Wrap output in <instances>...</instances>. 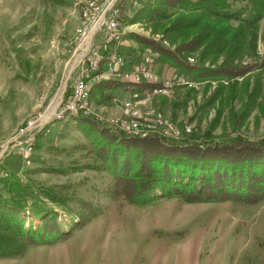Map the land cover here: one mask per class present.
I'll return each instance as SVG.
<instances>
[{
	"label": "rangeland",
	"instance_id": "rangeland-1",
	"mask_svg": "<svg viewBox=\"0 0 264 264\" xmlns=\"http://www.w3.org/2000/svg\"><path fill=\"white\" fill-rule=\"evenodd\" d=\"M84 1L0 0V143L28 121L39 119L72 86L79 71L77 35ZM229 4L230 13L248 16V0ZM192 8L188 3L152 0L126 31L122 53L152 55L160 80L157 87L169 84L150 102L140 101L141 119L150 109L162 117L163 126L178 131L180 139L169 144L204 147L238 137L262 140L264 19L250 29L236 20L219 23L203 47L178 52L183 64L198 66L201 75L189 73L186 66L133 37L148 38L175 52L199 36L204 24ZM218 35L226 40L218 42ZM214 41L219 45L211 48L208 43ZM223 63L256 67L238 76L210 73ZM98 86L90 98L96 117L89 120L101 131L122 135L109 126L110 121L129 122L126 104L134 98L125 85ZM50 128L49 134L37 135L31 155L12 150L1 158L0 178L14 173L29 186L55 188L75 210L77 201L95 205L96 216L68 240L31 247L0 264H264V201L187 204L175 198L138 206L123 197L112 199L107 194L113 186L111 170L98 155L99 146L106 144L100 133L80 119L55 122ZM2 188L0 184V202L8 198ZM57 212L63 228L70 230L73 216ZM21 219L26 227L40 224L31 214Z\"/></svg>",
	"mask_w": 264,
	"mask_h": 264
},
{
	"label": "trees",
	"instance_id": "trees-1",
	"mask_svg": "<svg viewBox=\"0 0 264 264\" xmlns=\"http://www.w3.org/2000/svg\"><path fill=\"white\" fill-rule=\"evenodd\" d=\"M174 4H190V10L198 11L199 21L204 22L197 31V37L177 47L175 52L166 50L160 44L142 36L133 35L136 41L152 47L161 55L176 60L186 66L189 73L201 75L198 66L184 65L177 57L178 52L194 51L204 46L206 38L218 31L219 23L236 20L244 29L254 28L264 19V0H248V16L229 12V1L246 0H171ZM200 24V25H201ZM218 35V42L226 40ZM218 47L216 41L208 43ZM215 45V46H214ZM214 46V47H212ZM208 47V49L210 48ZM256 66L219 65L210 73L243 75ZM195 74V75H196ZM100 86L121 87L119 82H104ZM95 128L106 143L99 146L98 155L110 168L113 186L107 190L112 199L123 197L138 206L153 205L160 200L180 199L187 204L235 202L256 205L264 201V138L258 142L241 137L226 142L208 144L167 143L162 138H127L106 130H99L90 118H77ZM1 190L8 198L0 202V260L24 255L29 248L52 245L66 241L74 232L96 216V206L77 201L76 210L68 204L69 199L61 196L55 188L32 186L24 183L16 174H6L0 178ZM49 203V205H48ZM78 208V209H77ZM69 212L73 216L70 230L63 228L57 210ZM23 214H31L40 221L26 227Z\"/></svg>",
	"mask_w": 264,
	"mask_h": 264
},
{
	"label": "built area",
	"instance_id": "built-area-1",
	"mask_svg": "<svg viewBox=\"0 0 264 264\" xmlns=\"http://www.w3.org/2000/svg\"><path fill=\"white\" fill-rule=\"evenodd\" d=\"M151 1L85 0L80 4L82 27L77 35V48L81 49V54L76 57L79 71L75 74L72 86L69 90H64L63 97L59 99L50 118L46 119L49 108L39 119L28 121L9 141L0 143V159L12 150L31 155L35 150L37 135L49 134L50 127L55 122L96 117L90 100L91 94L96 86L112 81L128 87L134 100L126 104L131 111V120H111V128L127 138L158 135L167 143L180 139V133L171 130L170 126H163L164 120L153 110L148 109L143 120L137 110L141 102H150L159 93L166 92L169 85L163 83L162 88L157 87L160 80L154 72L152 55L131 56L121 51L131 21Z\"/></svg>",
	"mask_w": 264,
	"mask_h": 264
},
{
	"label": "bare ground",
	"instance_id": "bare-ground-1",
	"mask_svg": "<svg viewBox=\"0 0 264 264\" xmlns=\"http://www.w3.org/2000/svg\"><path fill=\"white\" fill-rule=\"evenodd\" d=\"M67 75H68V74H67ZM69 77H70V76H69ZM57 99H59V97H58ZM58 102H59V101L54 102L53 105H51V107H50V109H49V111H48V113H47L46 119L50 118V117L53 115L55 109L57 108Z\"/></svg>",
	"mask_w": 264,
	"mask_h": 264
},
{
	"label": "crops",
	"instance_id": "crops-1",
	"mask_svg": "<svg viewBox=\"0 0 264 264\" xmlns=\"http://www.w3.org/2000/svg\"><path fill=\"white\" fill-rule=\"evenodd\" d=\"M154 72H156V71L154 70ZM98 87H100V85H99ZM95 88H96V87H95ZM125 89H127V90L130 91V89H129L128 87H125ZM117 110H119V109H116V111H117Z\"/></svg>",
	"mask_w": 264,
	"mask_h": 264
}]
</instances>
